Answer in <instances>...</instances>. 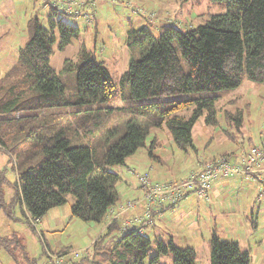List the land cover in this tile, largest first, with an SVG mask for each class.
I'll return each mask as SVG.
<instances>
[{"label": "trees", "instance_id": "obj_1", "mask_svg": "<svg viewBox=\"0 0 264 264\" xmlns=\"http://www.w3.org/2000/svg\"><path fill=\"white\" fill-rule=\"evenodd\" d=\"M212 2L220 10L201 14L203 23L197 26L167 24L158 33L147 26L131 28L127 43L132 57L120 83L84 44L77 61L61 71L52 66L56 45L63 50L83 36L79 26L58 17L73 15L53 7L57 19L51 14L47 25L38 18L29 22L14 70L19 77L0 88V147L18 161L15 195L32 218L67 205L73 195V218L107 226L91 246L93 257L71 264H199L195 247L180 245L173 236L152 238L142 232L143 224L124 227L109 218L120 201L121 177L112 167L127 165L143 149L154 155L156 143L148 139L155 129L168 130L187 150L201 117L209 125L219 122L222 91L239 88L246 79L264 84V0ZM72 67L78 78L75 102L66 97L62 80ZM121 97L139 103L122 127L106 131L107 151L96 158L80 131L99 128L101 113L93 119L78 117L79 125L67 120V114L77 115L78 104L114 110L106 105L124 102ZM235 120L240 129L242 113ZM4 178L0 172V186ZM3 240L16 255L20 242L15 237ZM209 250L211 264H251V254L235 239L213 233ZM168 256L172 262L164 260Z\"/></svg>", "mask_w": 264, "mask_h": 264}, {"label": "rangeland", "instance_id": "obj_2", "mask_svg": "<svg viewBox=\"0 0 264 264\" xmlns=\"http://www.w3.org/2000/svg\"><path fill=\"white\" fill-rule=\"evenodd\" d=\"M37 1L0 0V88L9 87L19 77V74H14L13 67L19 59L21 48L28 39L29 22L38 18L46 25L48 24L44 20L48 10L38 5ZM171 1L174 3L167 4L166 0H154L152 5L149 3L143 5V8L149 7L148 12L151 13L152 18H156L154 24L146 25L154 33L159 32V27L171 22L179 24L189 22L190 25L197 26L203 23L201 14L217 13L220 10L212 0H193L190 12H186L188 0H179L178 3L176 0ZM98 3L97 8L99 11L102 10L104 15L102 22L98 25V31L89 30L83 17L75 18V16L61 13L58 15L65 21L79 26L83 36L74 40L73 44L63 50L56 45L51 64L57 71H61L68 62L77 61L76 49L80 50L81 42H85L86 48L92 51L99 60H104L111 74L119 81L129 69L132 57V51L128 48L127 33L130 25L132 27L136 20V16L132 20L129 17L133 16V10L137 9L136 7H141L143 1L116 0L115 3H110L100 0ZM125 3H130L128 9L125 8ZM92 26L95 27V25ZM136 26L138 28V25ZM126 27L129 28L126 30ZM95 40H97V45ZM62 80L66 86V97L70 101H78L76 68L72 67L65 72ZM221 96L222 99L217 104L219 122L209 125L206 123L205 116L201 117L193 130V145H189L187 150L175 143L168 130L157 128L148 142L151 144L156 137L163 143V146L154 149L155 154L165 157L159 167L153 165L154 161L149 149L140 150L135 157H131H134L133 159L128 160L125 166H113L112 170L121 177L118 188H128L129 183H137L138 177L146 172L151 173L153 177L160 174L161 181L186 180L197 165V161L202 160L204 163L212 157H219L227 152L230 156L233 152L236 153L233 156L240 155L253 145L262 144L264 142V84L246 79L239 88L222 91ZM121 99L124 100L123 97ZM124 102H110L106 107H113L114 110L103 109L101 111H95L94 106L90 109V104H78L75 108L80 112L73 118L67 109L69 112L67 120L72 119L76 125H79L78 117L93 119L96 114L101 113L99 119L104 122L99 128L95 126L86 129V127L84 128L86 132L80 131L81 139L91 145L96 158H101L107 151L109 144L106 131L114 127H122L139 103L126 100ZM122 106L123 109L116 108ZM183 113L189 115L190 111ZM241 113L243 124L240 129H237L235 117H241ZM166 155H170L171 158H166ZM17 166L18 161L15 156H10L4 147H0V172L5 177L0 186V264H71L82 260L84 256L93 257V249H88V245L91 244L93 238L99 235L104 224L84 222L73 218L71 204L74 203L75 198L70 195L67 205L52 208L36 221L34 227L32 217L16 199ZM130 167L137 169V175L129 170ZM230 178L236 183L225 189V196L219 199L220 203L212 201L209 205L203 201L206 197L196 195L197 198H203L200 201L202 203H199L195 196L192 197L191 206L194 207L195 212L190 213L188 223H192L194 228L189 230L186 223L170 224L172 212H167L163 218L169 223L171 229H167L170 232L167 238L175 235L177 242L184 245L181 243L185 240L184 236L188 235L189 238L194 239V243L186 246L196 248L199 264H211L208 242L212 234L217 233L223 239L239 241L241 248L251 254V264H264V209L260 211L262 203L257 200L254 216H247L248 212L246 213L245 208L248 203L249 194L247 192L251 190L256 192L259 184L262 188L264 185L248 176L232 175ZM237 193H242L244 196L240 202V208L238 199L233 198V195L236 196ZM127 195L123 196L114 206L118 207L121 202L126 201ZM257 221L260 223L259 228L255 225ZM153 229V227L147 229V235L152 238L154 235L150 232ZM7 237H15L20 242L21 256H19V249L15 250L16 255L8 249L3 240ZM164 260L172 262L171 256L165 257Z\"/></svg>", "mask_w": 264, "mask_h": 264}, {"label": "crops", "instance_id": "obj_3", "mask_svg": "<svg viewBox=\"0 0 264 264\" xmlns=\"http://www.w3.org/2000/svg\"><path fill=\"white\" fill-rule=\"evenodd\" d=\"M99 1L97 0V2L95 3L94 7L91 5V3L87 4V6H86V9L88 11L92 12V14H93V19H92V21L90 23L86 19H83L87 23V25H88L87 27H88L89 30L95 29L96 31H98V25L100 24V22H102V20L104 18L102 10L99 11V9L97 8L98 5H99V3H98ZM101 1H107V2H110V3H115L112 0H101ZM142 1H143V3L141 4V7H136L137 9L133 10V16L129 17L132 20L134 18V16H136V20H134V23L132 24V27L130 25V29L134 28L136 25H138V27H141V26H146L147 24H150V23L154 24V21L156 20V18H152L150 16L151 13L148 12V10H147L149 7L143 8V5L146 4V3H149L151 5L154 4V0H142ZM166 1L168 2L167 4L172 2L171 0H170V2H169V0H166ZM178 1L179 0H176L177 3H178ZM192 1L193 0H188L186 2V3H189L188 4V9H187L186 12H188V11L190 12ZM37 2H38V5H40L41 7L44 6V8L48 10L46 18L44 19L46 22H48L49 19H51V14L53 15L52 7H50L47 4L46 0H38ZM97 3H98V5H97ZM172 3H174V2H172ZM129 5H130V3H128V4L125 3L124 4L126 9H128ZM89 8H91V9H89ZM96 9H97V12H96ZM54 18L57 19L56 16H54ZM75 18H80V17H75ZM42 22L44 23L43 20H42ZM169 24L179 25L181 27H182V25H184V26L190 25L189 22L185 23V24H188V25H185V24H182V23L179 24L178 22H171ZM92 25H95V27L92 26ZM190 26H192V25H190ZM128 28L129 27H126V30ZM159 28L161 29L162 26L159 27ZM159 28H158V30L160 31ZM83 44H85V42H81V45H83ZM95 44L97 45V40H95ZM80 51H81V49L80 50L76 49V53H78V56L80 54ZM17 63H18V61H17ZM17 63L13 67V70H15V68L17 66ZM152 135H151V137H153ZM211 139H212V136H211ZM153 141H155V143H156V148L163 146V143L160 140H158V138L155 137V140H153ZM259 145H261V144H259ZM137 153L134 155V157L137 155ZM235 154L236 153L233 152L232 156H230L229 153L227 152L226 154H223V155H221L219 157L218 156L212 157V159L206 160V161H204V163H203L202 160L197 161V165L194 167V170L192 171L190 176L204 171V169L206 168L207 164H209L211 162L218 161V160H220L222 158H227L231 162H237L242 153L240 155L233 156ZM151 157H152V160L154 161L153 165L154 166L158 165V167L165 160V157H161V156H159V155H157L155 153H154V155H151ZM133 158H131V159H133ZM166 158L170 159L171 156L170 155H166ZM129 170L133 174L137 175V169H135L133 167H130ZM150 175H151V178H152V180L154 182L155 181H157V182L161 181L160 180V178H161L160 174H158L156 177H153L151 173H150ZM190 176L188 178H190ZM230 176H232V175H230ZM230 176H225V177L217 178V179L213 180L212 182H214V183L213 184L211 183V189L209 190V193L207 194L205 200H203V201L209 203V205L212 203V201H214V203H220L219 199L221 197L225 196V189H227L230 185L236 183V182H234V179L230 178ZM249 177L264 185V172L263 173L252 174ZM188 178H186V180ZM138 179L139 180L137 181V183L136 182H133V184L129 183L128 184L129 185L128 188H119L120 200L122 199L123 196L128 194L127 195V200L121 202L118 207L114 206L112 208L111 213H110L111 215H110V218H109L110 221L113 220V219H117V220H119V222L124 227L131 226V225L139 226V225L143 224L144 227L142 229V232H144L145 234H148L147 229L153 227L154 229L150 233H152L154 235V238H156V237H167L170 234V232L167 229H170V227H169V223L166 222V220H163V218L166 216L167 212H172V215H171L172 221H169L170 224L179 225V224L186 223V226H187V228L189 230L191 228H194L192 223L191 224L188 223V217L191 215L190 213H194L195 212L194 207L191 206V202L193 200L192 197L195 196L199 203H202L200 201L203 199V198L202 199L197 198L196 195H199V194H198V191L196 190V188L195 189L194 188H186L184 190V196L175 204H171L170 202H165V203L156 202V203H154L151 206V210H152L151 217H146L147 216L146 215V213H147L146 211H147L148 207H147L146 202L140 201L141 197L144 195V188H143V186L141 184L140 177H138ZM186 180H182V181H186ZM120 181H121V179H120ZM182 181H179V182H182ZM162 182H167V181H162ZM176 182L174 181L173 183H176ZM118 187H119V184H118ZM251 191L247 192L249 194L248 195V203L246 204V207H245L246 208V213L248 212L247 216H249V215L254 216L255 215V210L254 209L256 208L257 200H259L262 203L260 211L264 209V207H263V204H264V188L260 187V184H259V187H258L256 192H253V191L251 192ZM233 198L234 199H236V198L238 199L239 208H240L241 207L240 202L244 199V196H242V193H237L236 196L233 195ZM136 200L140 201L137 206H135L133 208H130V209L126 210V211L121 212L123 207L127 206L131 201H136ZM61 207H63V206H61ZM211 208H212V206H211ZM136 218H141V220L140 221H136ZM255 225L257 226V228H259L260 227L259 221L255 222ZM106 227L107 226L104 225V228L101 230V232L99 233V235L96 238H98L102 234H105ZM197 229H198V231H201L200 228H197ZM173 237H174L175 241L177 242V239L175 238V235H173ZM184 237H185V240L183 241V243H181V244H184V246H186L188 244H191V243H194L193 242L194 239L189 238L188 235L184 236ZM96 238L92 239L91 244L88 245V247H89L88 249H92L91 246L93 245V243L96 240ZM177 243H179V242H177ZM208 244H209V242H208Z\"/></svg>", "mask_w": 264, "mask_h": 264}, {"label": "built area", "instance_id": "obj_4", "mask_svg": "<svg viewBox=\"0 0 264 264\" xmlns=\"http://www.w3.org/2000/svg\"><path fill=\"white\" fill-rule=\"evenodd\" d=\"M95 1L96 0H46L50 7L61 9L76 17H83L88 22L92 21L93 15L86 9V6L90 3L93 6ZM112 1L115 2L116 0ZM263 172L264 142L261 145L252 146L241 154L237 162H231L227 158L211 162L207 164L204 171L190 176L186 181L176 183L162 181L154 182L150 173L146 172L140 176L141 184L144 188V195L141 197L140 201L146 202L148 207L146 217H151V206L154 203L170 202L171 204H175L184 196V190L186 188H196L200 197H206L211 189L212 181L217 178L230 175H243L249 177L252 174ZM140 201H131L127 206L123 207L121 212L137 206ZM38 219L40 218H31L34 227ZM140 220L141 218H136V221Z\"/></svg>", "mask_w": 264, "mask_h": 264}]
</instances>
